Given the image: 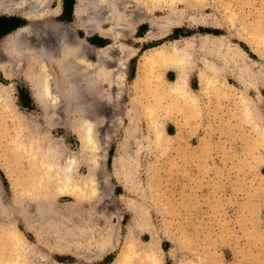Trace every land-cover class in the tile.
I'll use <instances>...</instances> for the list:
<instances>
[{
    "label": "rangeland",
    "instance_id": "374dc122",
    "mask_svg": "<svg viewBox=\"0 0 264 264\" xmlns=\"http://www.w3.org/2000/svg\"><path fill=\"white\" fill-rule=\"evenodd\" d=\"M116 1L121 5L124 3L126 9L123 8L122 12L128 14L126 17L133 13L131 16L135 18L140 15L137 1L150 4L153 0H136L135 3L132 0ZM174 2L178 11L185 14H182L181 26L159 37L158 27L154 24H130L122 41L137 47V50L135 55L125 59L126 64L118 72L120 78L123 77L121 87L117 86L118 90L115 85H102V95L109 102L103 103L98 110L94 135L100 150L106 155L104 167L107 176H97L100 197L93 213L99 216L92 222V218L88 217L90 198H85L80 205L86 214L84 227L88 229L82 235L90 241L95 239L106 229L108 220L116 225L118 240L114 247L90 262L83 260V264L109 262L121 249L126 227L133 218L128 205L131 200H143L148 209L150 222L158 237L162 264H264V135H261V130H264V80H253L252 84L243 85L237 79L232 64L227 65L222 58L211 56L222 72L224 70L219 82L221 88L219 92L202 89L200 71L204 60L210 57L196 48L199 54L195 51L188 77L196 96L195 99H184L167 93L158 96L148 88L160 84L161 79H173L175 72L172 69H162L157 64L145 71L141 67L142 54L147 49L171 43L177 37H196L211 31L223 32L230 41L240 44L253 58V69H260L264 76V0ZM74 3L75 0H52V5L59 7L55 18L72 23ZM161 4V7L152 6L155 15L168 11L167 0H162ZM230 11L235 14L233 19L228 16ZM236 16L237 19H234ZM108 19L106 17L102 21L104 29L112 27ZM253 20L259 21L263 33L260 43L262 55L252 51L237 34V29ZM27 22L20 15L0 13V40L17 25ZM77 31L84 35L82 29ZM141 36L145 37V41L140 40ZM86 38L91 44L111 42L110 38L97 33ZM25 69L26 65L21 64L9 76L0 69V226H15L21 232L29 245L26 251L33 264H48L47 260L51 257L72 261L74 257L71 254H47L44 245L39 250L30 248L35 245V236L20 213L24 211L32 215L35 211V207L25 206V194L19 193L20 188L33 186L35 197L43 198L52 187L48 183L41 188L38 184L36 187L33 185V182L41 180L40 163L38 159L29 157L28 139L37 135L40 150L45 148L48 138L59 139L62 154L66 156L81 149L80 137L71 122L74 114L62 109V100L58 96V113H54L48 123L46 117L49 111L36 99ZM161 73L160 79L158 75ZM140 75L142 78L135 84ZM247 84L251 85L248 87ZM145 105L154 107V121L148 113L145 115ZM246 107H250L252 119H245ZM122 152L130 157L131 190H125L113 174L116 159ZM87 170L86 161L80 160L75 173L77 176L84 175ZM45 189L46 193L39 195ZM73 201L69 195L56 196L60 207ZM138 236L139 246L142 247L149 240V234L140 232ZM94 249L91 245V250Z\"/></svg>",
    "mask_w": 264,
    "mask_h": 264
},
{
    "label": "bare ground",
    "instance_id": "6f19581e",
    "mask_svg": "<svg viewBox=\"0 0 264 264\" xmlns=\"http://www.w3.org/2000/svg\"><path fill=\"white\" fill-rule=\"evenodd\" d=\"M135 1L131 2L135 3ZM161 1L153 0L150 4L137 1L140 15L135 19L132 18L134 16H131L133 13L130 12L131 17H126L128 14L125 15V12H122L125 8L123 1V5H121L116 0H75L73 5L74 21L68 23L55 18L59 7H54L52 0H0V13L20 15L28 21L27 23H30L7 32L0 40V69L6 76H9L17 71L21 64H25L26 75L32 84L36 99L49 111L46 117L47 122L50 123L55 116L54 113H58V103L60 102L58 96H60L62 109L74 114V119L72 118L71 122H73L81 141L80 151L69 156L62 154L59 139L48 138L43 150L38 147L40 139L37 135L30 137L27 141L29 157L38 159L40 163L41 180L33 182V185L36 187L38 184V188L43 187L45 183L52 185L46 195H44L46 189L39 192V195H44L43 198L35 197V192L32 191L33 186L25 185L20 188L19 193L25 194V206L35 207L32 215L20 211L28 229L35 236V245L30 248L39 250L41 245H44L47 254L58 252L62 255L71 254L74 257L72 261H61L51 257L47 260L48 264H83V260L90 262L95 256L102 255L114 247L118 240L115 232L116 225L108 220L106 229L95 239L90 241L84 239L82 235V233H87L88 229L84 227L86 214L80 205L85 198H90L91 206L90 213L87 212L88 217L92 218V222L99 216L93 213L100 197L97 176L99 174L107 176V170L105 171L104 167L106 155L100 150V144L94 135L95 122L99 118L98 110L103 103L108 101L102 95L101 88L105 83L121 87L123 77L121 79L118 72L123 68L125 59L136 54L137 47L122 41V37L130 29V24L144 22L154 24L158 27L157 35L159 37L166 36L171 29L181 26L183 13L175 7L174 0H167L169 6L166 13L155 15L153 7H161ZM201 1L199 0V2ZM242 3L244 2L242 1ZM244 10L245 8H243ZM228 16L233 19L235 14L230 11ZM106 17L112 23L110 29L102 27V21ZM234 19H237V16ZM38 21L40 24H33ZM233 24L235 25V23ZM215 27L220 28L219 25ZM78 28L83 30L84 35L78 33ZM96 33L102 37L110 38L111 42L105 45L88 42L86 36ZM237 34L251 47L252 51L262 55L260 43L263 33L258 20L244 24L243 27L237 29ZM144 39V36L140 37V40ZM196 48L210 57L204 60V66L200 71L202 89L210 88L219 92L221 88L219 82L220 78L224 76V70L222 72V68L217 65L215 60L211 59V56L222 58L227 65L232 64L237 79L244 83L243 85L251 83L253 80H264L260 69H256V67L253 69L255 66L253 58L251 57V59L247 55L246 50L240 44L230 41L223 32L205 31L196 37L192 35L183 39L177 37L171 43L154 46L144 51L141 59L143 71L149 66L157 64L162 69L169 68L175 72V77L168 81L161 79L162 73L159 74L158 76L162 80H160V84L148 86V88L153 89L158 96L167 93L173 96L177 95L178 98L192 97L195 99L194 88L190 87L188 77ZM196 53L198 52L196 51ZM141 78L140 75L135 84ZM251 84H247L248 87ZM195 103L198 104L197 101ZM249 108L244 109L245 119L251 118ZM143 110L145 115L148 113L154 121L156 118L154 107L145 105ZM159 122H157L158 126ZM261 133L264 135V130H261ZM159 136L163 137L160 133ZM129 158L122 152L116 159V166L113 170L114 176L125 190H131V183H133L130 180L132 178H130ZM80 160L86 161L88 170L84 175L77 176L76 169ZM58 195L72 196L74 201L64 205L63 209L56 203ZM6 204H8L7 201ZM128 205L133 213V218L126 227L125 242L113 259L106 263L96 264H162L158 249V237L150 222L144 201L131 200ZM1 217L2 211H0ZM112 230H114V235ZM140 232L149 234V240L142 247L139 246L138 233ZM27 245L23 235L15 226L12 228L0 226V264H33L26 251ZM91 245L95 248L94 250H91Z\"/></svg>",
    "mask_w": 264,
    "mask_h": 264
},
{
    "label": "water",
    "instance_id": "95a60500",
    "mask_svg": "<svg viewBox=\"0 0 264 264\" xmlns=\"http://www.w3.org/2000/svg\"><path fill=\"white\" fill-rule=\"evenodd\" d=\"M28 24H30V23H21V24L17 25L15 28H19L20 26H26V25H28ZM33 24H40V21L35 22V23H33ZM6 34H7V33H6ZM6 34H5V35H6Z\"/></svg>",
    "mask_w": 264,
    "mask_h": 264
}]
</instances>
